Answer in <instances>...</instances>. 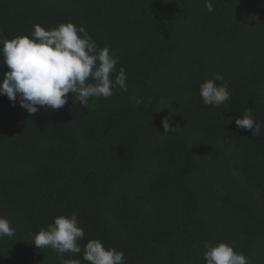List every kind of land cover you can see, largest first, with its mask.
Instances as JSON below:
<instances>
[{"label":"trees","instance_id":"16d2710c","mask_svg":"<svg viewBox=\"0 0 264 264\" xmlns=\"http://www.w3.org/2000/svg\"><path fill=\"white\" fill-rule=\"evenodd\" d=\"M211 3L0 0V40L72 22L127 75V91L87 107L70 92L63 108L29 114L0 95V216L15 229L0 264H61L31 240L73 213L82 248L98 239L126 264H206L203 241L264 264V0ZM6 71L0 57V80ZM217 73L230 99L205 105L199 86ZM244 111L261 135L235 124ZM166 116L180 131L163 133ZM63 259L89 264L83 251Z\"/></svg>","mask_w":264,"mask_h":264},{"label":"clouds","instance_id":"9594fccd","mask_svg":"<svg viewBox=\"0 0 264 264\" xmlns=\"http://www.w3.org/2000/svg\"><path fill=\"white\" fill-rule=\"evenodd\" d=\"M209 13L213 12L211 0H205ZM3 72L0 80V95L10 101L19 100V105L29 114H35L40 107L59 110L68 102V93L76 101L87 107L90 98H105L113 95L119 88L127 91V75L121 66L117 72V59L110 54V48H98L92 36L83 26L72 22L61 23L46 30L39 24L33 25L31 38L17 36L10 40H0ZM115 73V79L110 78ZM216 81H222L217 84ZM199 95L205 105L220 106L230 99L228 82L217 73L214 78L205 79L199 86ZM150 102V101H149ZM243 118H235V124L251 130V136L261 135V123L256 121L250 111L243 112ZM163 133H175L181 127L171 126L169 117L161 121ZM15 229L6 217L0 216V239L12 237ZM85 235L79 226L75 213L70 217L57 216L46 229L41 228L32 242L38 249L50 247L61 258V264H80L79 260H65V253H81L89 264H126L125 254L113 247H104L98 239L89 240L83 248L79 241ZM206 264H249L243 253L234 251L231 245L203 241Z\"/></svg>","mask_w":264,"mask_h":264}]
</instances>
